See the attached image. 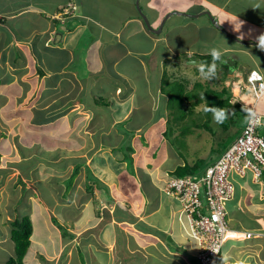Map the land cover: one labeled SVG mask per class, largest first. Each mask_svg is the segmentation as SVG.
Segmentation results:
<instances>
[{"label": "rangeland", "instance_id": "1", "mask_svg": "<svg viewBox=\"0 0 264 264\" xmlns=\"http://www.w3.org/2000/svg\"><path fill=\"white\" fill-rule=\"evenodd\" d=\"M2 1L5 2V0H0V9L5 5L1 3ZM17 1L18 0H8L5 6H12L9 9H13L17 7ZM70 1L74 2V0ZM86 1L93 4V0ZM99 1L100 0H96L94 3H98ZM164 1L165 0H142V3L143 5L144 3H150L153 6H158L164 3ZM87 2L84 3V5L88 6ZM183 5L185 4L181 0V2L175 4V7L181 8ZM251 6L253 8L255 7L254 4ZM256 6L258 9L263 8L261 12L264 14V5L262 6L259 2ZM186 20H194L196 29L191 30V28L193 29V23L189 26V24H186ZM205 22H207L205 16L193 19L180 14H173L169 17L163 34L170 35L172 44H174V42L176 43L178 35L185 37L186 41L187 38L191 39V36L195 38L199 36L200 39L206 38L207 40L209 37L211 38L212 34L219 38L218 33H213L212 30H204ZM0 23L4 24L1 21ZM8 23H10L8 26H12V28L9 27L7 30H4L0 27V45H3L5 41V33H9L10 36L13 35V37L11 36V40L7 43L8 47L2 50L0 46V75L3 74L0 78L4 79L5 77L8 79L4 83H0V95L2 96L0 98V133L2 132L0 134V200L2 202L0 205V217L2 216L3 219H8L7 222L3 224V228L0 227V235L3 233L4 228L8 229V232H10V222L15 217H29L34 227L33 238H35V240L39 237H42L41 239L48 238L49 236L47 235L49 234L54 238L58 231H60L61 234L66 232L67 235L72 238L76 237L75 240H77L75 245H73V243L71 244V247L74 246L75 253L70 257V264H88L86 253L82 252L85 251L87 243H89L88 247L97 246L95 243L99 241L103 244L102 238L106 236V233L103 232L101 240L99 238L101 231H103V227L98 225L100 221L106 220L108 222L115 221L118 223V226L115 228L118 231L122 230V233L125 232L126 235H128L123 236V241L126 240V237H132L129 236L132 232L131 230H128L127 227L119 226L122 224L125 225V221H129L127 218L129 214H133L134 211L135 213H145L147 210L146 207H153L152 209L160 208L163 206L164 197L172 198L166 195L162 188L159 191L156 185L165 182L167 176L170 175L169 172L173 171L177 165L183 164L184 162L192 164L198 158L204 160L202 164L204 166H202L197 173L178 177L201 174L210 163L208 161L216 157L214 156L215 154H212L211 147L220 148L221 145H218V143H224L223 138L226 132H222L219 129L220 127H217L213 121H210L208 124L209 129L212 131H205V128L203 129L201 127L202 123L206 121L205 114L202 113L204 99L193 107L192 113H187L182 119L179 117L180 114L177 113L178 108L169 107V103L166 100L167 97L170 98L169 94H164L166 97L162 99L159 90L160 85L163 84L164 90L167 91L173 81L182 77L184 80L187 78L191 79V81L200 80L201 83L209 84L210 88L220 90L223 81L218 79L220 74L216 77L217 81L204 80L200 77V74L197 75L199 73L197 70L193 71L185 67L182 63V59H168L162 63L160 67L153 65L151 66V73H154V75H150L146 73L145 64L141 63L145 58L132 54L125 60H120H123L125 63L123 69L134 77L131 79L132 85L130 83L126 84L127 86H125V90H123L122 85L125 84V82L120 79H123V77L119 76L120 78H117V83L118 86L121 87L116 95L121 93L120 99L122 100L121 102H124L125 96L127 94V97L130 95L129 90L133 89L134 86V91L132 93L135 95V100L133 99L131 104H137L139 108H132V106L129 105L128 110L125 112V108L128 105L123 103L125 106H121L125 108H121L120 112L116 115L111 111L110 114L107 112L108 114L106 115L105 112L101 110H107L103 106L100 107L101 109L97 110L96 106V108H89L75 101L73 105L68 104L65 109H61L64 120L57 125L58 129H56L54 133L53 131H49L47 122L43 120L44 117L41 121H33V118L36 108L39 109V107H41L42 113L44 112L43 108L50 106V102H57L58 98L63 95L61 91L67 93L65 94L66 97L72 95V89L69 87L70 85L68 86L70 80L65 78L66 75L61 73L58 74V68L61 65L60 62L65 59V55L56 53L54 50L51 52V48H53L54 45H50L51 48L48 49L47 56H43L46 58L44 61L47 60L45 63L46 65L37 67L39 63L36 65L35 61L28 55L27 50L30 51L29 53L32 51H34V53L39 52V54L41 52L45 53L47 46L44 45L45 48H41L42 42L38 39V36H36L35 30L45 28L47 19L31 11L27 12L24 18L16 15L9 19ZM109 23L112 25L116 24V22ZM171 24L179 25L176 31H171L169 29ZM27 34L29 36H25ZM226 43L231 44L232 42L230 40L229 42L226 41ZM199 44H201L200 41ZM108 45L109 43L103 46V49L107 50L109 48ZM161 45L165 46L164 43H161ZM180 46L185 48L187 45L182 43ZM158 52H161V48L158 49ZM223 57L225 59V56ZM14 59L17 60V62L12 65ZM35 59L37 60L38 56H36ZM127 62L132 64H126ZM223 63L228 62L223 61ZM238 66L240 67V63H238L236 67ZM45 67H48V69L46 70ZM232 67L233 66L230 67V70H232ZM246 67L249 69L251 66L246 65ZM41 68L45 70L44 75L38 73V69L41 70ZM102 68L101 71L104 76L100 78L97 88L95 87L97 83L90 85L89 103L91 105H94L91 99L92 93L93 96L97 94L102 96L103 101L108 104L109 95L112 93V91L109 92V90L114 89L112 82L113 75L108 73L107 67L102 66ZM249 71H251V69L245 73V76H247ZM258 71L264 77V68ZM113 72H116L114 67H112L111 74ZM156 72H158V77H156ZM15 80L20 81V85L9 86L7 89L10 90L9 93L11 95H8L3 87L14 83ZM214 82L216 83L215 85ZM56 85L60 88V91L57 93L53 88L54 86L56 87ZM148 87L150 91H147ZM52 90L53 93L51 95L50 91ZM149 92L154 99L151 100L148 98V100H146L147 93ZM249 93L251 94V92ZM250 94L243 95V98H248L247 96ZM257 94H259L258 91ZM49 95L52 96V100H48L50 97ZM72 99L74 100L75 97H72ZM191 103L186 102V104L190 105ZM253 104L254 102L252 105ZM262 104H264V97L260 99L259 107ZM182 110L184 111V108H182ZM5 112H10L6 113V115L9 116L8 118H3ZM51 113L52 112H48L46 114L48 116ZM37 115L38 114H36V116ZM28 117H30L29 120L25 122V119L27 120ZM166 120L170 122L167 123ZM118 121L120 122L116 125L115 122ZM114 124L115 127H113ZM1 126L5 128V130L1 128ZM243 127L244 126L236 133L235 138L241 134ZM167 128L169 133L165 138L162 132ZM125 130L127 132H125ZM128 131H130V133ZM97 132H99L98 135H100L99 139H102L104 144H110L112 141L108 135L112 133L117 135L116 139L118 141L116 146L118 150L114 152L115 155L110 152V155L106 156V154H108L107 149H99L101 145L97 143ZM214 134L215 136H213ZM51 143L53 144L52 147L56 144L58 146L60 145V147H66V149L72 150L70 152L71 154H66L68 152L64 151L61 156V154L58 153V157L61 158L57 159L58 162H55L56 164L51 163L50 165V163H46V165L40 163L41 165L39 164L37 168V162L34 160L35 155L48 158V155L52 153L49 154L46 153V151H48ZM136 143L140 144L142 147L137 146L134 148V152L131 153V161L130 158L124 159V156L128 154L126 146L132 145L134 147ZM34 161L36 163H34ZM76 163L80 164L81 168H79L77 174H73L75 177L72 185L74 186L70 188L71 180L69 177ZM49 166H52L53 170H51ZM87 167L89 169L92 168L91 172H94L92 176H96L100 180L98 181L93 178L91 179L92 182L90 181L92 185L95 186L93 189V197L87 187L86 191L83 192L85 188L82 186V178L85 176L84 179L87 180V178L91 176L90 171H87ZM106 168L110 170H106ZM50 170L53 173H50ZM39 172H41V178L39 175L37 176ZM113 173L118 174V177H114L115 175L112 176ZM51 174L53 175L50 176ZM160 175L164 177L160 178ZM238 181L244 184L239 185L234 183L232 198L226 202L228 225L234 228L237 233L242 234L245 238H249L245 243L253 242L261 236L257 234L259 233V229L256 227H259L258 225L264 218L261 217L259 213L257 214L254 208L259 207L256 206L260 204L258 202L259 193L264 195V181H254V183L253 178L251 177L250 179L249 175L240 177ZM237 185L240 188L239 190H235V186ZM256 185L260 186L259 190H257ZM99 186L104 188L101 189ZM73 189L74 193L77 192V190H81V196L79 197L78 194L77 198L80 199L81 205H87L81 212L75 210L78 208V204L71 197ZM159 193L160 198H158ZM253 199L256 205L252 207L251 204L253 202L251 200ZM174 201L177 204V209L173 210V219L175 221L172 223V232L174 230L175 234H172V236L168 234L166 242L168 245L174 247H177L178 241L182 244L188 242V244L194 245L195 240L189 235L188 222L181 213L179 203L175 199ZM70 207H74L75 209L71 211L68 209ZM112 209H114V211ZM88 212H90L89 219L91 221H89L86 216ZM31 213L34 215L33 218ZM98 214L99 216H97ZM52 216L55 217L54 220H50ZM64 217L65 221H63ZM43 220H46L48 224L46 228L44 227L45 225H43ZM58 224L63 226L61 230L57 231L50 227V225L56 227ZM247 233L250 234L248 235ZM72 234L74 236H71ZM132 235L138 237L136 232H133ZM235 236L236 235H232V237ZM241 239V237L236 239L231 238L228 241L226 238L223 248L215 260V264L221 262L220 259L222 255L225 254L227 258L228 252L230 251L229 248L232 245L236 246L235 249H237V251L234 249L235 254H240L241 252L239 249L242 248L240 247ZM123 241H119V249L121 250L120 255L123 253ZM11 242L12 241L9 240L3 244V246H1L2 244L0 245L3 251L7 253V255H5L7 259L14 254V246L13 244L11 245ZM51 247L52 246L49 245V248ZM196 249H198L197 244ZM194 254L195 253H193V255ZM63 256L65 257L64 254ZM1 257L2 255H0V258ZM7 259H0V264H6ZM135 259H137V257H135ZM39 260L41 261L40 263L38 262ZM43 261L48 263L46 258H42V260L37 259V261H33V264H43ZM96 262L97 261H94V263ZM139 262L141 261L133 260L132 263L143 264ZM28 264L32 263L29 262ZM97 264H101V262Z\"/></svg>", "mask_w": 264, "mask_h": 264}, {"label": "crops", "instance_id": "2", "mask_svg": "<svg viewBox=\"0 0 264 264\" xmlns=\"http://www.w3.org/2000/svg\"><path fill=\"white\" fill-rule=\"evenodd\" d=\"M7 1L8 0H5V2L2 1L1 3L3 5H7ZM95 1L96 0H93V4L87 2L86 0H74L75 3H72L70 1L71 3L69 4V6L71 5L72 9L70 10L69 8H65L64 12L69 11L68 14L72 15V10H75V14H73L72 16H75L76 18H66L61 16L62 12L59 11L60 7L63 4V1L61 0H18L17 7L9 9L12 6L7 7L4 5L0 9V19L4 17V21H1L4 22V24L0 23V27H2V29L4 30H7V28L9 27L12 28V26H8L10 25V23H8L9 19L15 17L16 15L24 18V15H26L27 12L33 11L47 19V24L45 23L46 27L43 29L35 30V34H37L36 36H38V39L42 42V47L46 45L47 48H49L51 47L50 45H54V51L57 50L58 53H62L65 55V59L60 62V68H62V70H60L58 74L61 73L66 75V79H68V76H70L71 78L74 77L76 81H74V79H71L70 87H73L72 83H74V85L78 88L73 95H71L70 97H66L63 100V95L67 93L61 91L63 95L58 98V101L56 99L57 102H50L49 107L53 109L56 116L62 117L61 109H65L68 104L73 105L75 101H77L79 104H83L85 107H97V110L101 109L100 107L103 106L107 110H101L105 112L106 115L108 114L107 112H109L110 114V111L116 115L118 112H120L121 108H125V105L123 103L128 105L125 108V112L128 110L129 105L132 106V108L138 109L139 106L137 104H131V101L133 99L135 100V95L132 93L134 91V86L133 89L129 90L130 95L128 97V94L125 96L124 102H121V93L119 95H116L117 92L120 91L121 87L118 86L117 83V78H120L119 76H122L123 79H120L125 82V84L122 85L123 90H125V86H127L126 84H131V79L134 78L129 74V72L123 69V67L125 66L123 60H125L132 54H134L135 56H143V58L145 59H143L141 63L145 64L144 66L146 69V73L154 75V73H151V66L154 65L156 67H160L161 64L168 59H182V63L185 67L195 71L190 67V65L192 64H189L187 61L197 60L194 59L195 56H197L198 54L210 53V50L213 48L218 49L223 53V56H225V59L223 58L224 61L228 63L233 62L231 64V66L233 65L232 70L227 72L225 78L221 77V70H218L217 76L218 74H220L218 79L223 81L221 87L227 88L232 95V99L241 102L245 106H248L250 102L252 104V102L258 99L256 103L257 108L260 113H262V115L264 114V104L259 107V101L264 96L258 98L257 89L248 80L249 73L252 70H262L264 68V55L256 46L258 45L259 37H264V14L261 12L263 8L258 9L256 5L260 2L263 6L264 0H182L185 5L181 6V8L175 7V4H178L179 2H181V0H165L164 3L158 6H153L150 3H144L143 5L142 0H139L140 8L147 16L151 26L155 29L158 28L160 22L168 14V12H171L173 10L187 14H200L202 11H209L213 18L216 19L228 33L236 38L234 39L224 35L220 30H218L211 24L210 19L206 14H202L200 16H205L207 20V22L204 23V30H212L213 33H218L219 38H217L216 35L212 34L211 38L209 37L207 40L206 38L200 39L199 36L197 38L191 36V39L187 38L186 41L185 37L178 35L176 43L174 42V44L171 43L172 40L169 34H163L165 25L167 24V21L169 20V17L171 15L168 16V18L163 22L161 30L158 33H153L148 30V28L144 24L142 17L137 12L135 5L136 0H100L98 3H94ZM86 2L88 6L84 5V3ZM252 4L255 5L254 8L251 6ZM74 21H76L77 24L73 28H69ZM109 22H116V24L112 25ZM192 23L193 29L191 28V30H194L196 29L194 20H186V24H189V26H191ZM178 26L179 25L177 24H171L169 26V29L171 31H176ZM11 36L13 37V35ZM11 36L9 33L4 34L5 41L3 42V45H0L2 50L8 47L7 43L11 40ZM25 36L29 35L27 34ZM17 37L23 38L21 36ZM230 40L232 42L231 44L226 43V41L229 42ZM149 41L152 43H150ZM199 41L201 42V44H199ZM245 42H252L253 45ZM108 43L109 48L107 50H104L103 46H106ZM161 43H164L165 46H162ZM182 43H185L187 46L185 48H182L180 46ZM86 44L87 47L84 49V46ZM160 48L161 52H158V49ZM63 51H66L68 54L64 53ZM27 52L30 51L27 50ZM179 53H184L185 56H179ZM121 59L123 60L120 61ZM238 63H240V67H236ZM126 64L132 63L127 62ZM200 64L201 62L194 65ZM246 65H249L251 67L248 69ZM102 66L107 67V71H109L108 73L110 75H113L112 82L114 89L109 90V92L112 91L108 98L110 103H106L105 106H96L95 104L91 105L89 103L90 85H94L97 83V85L95 86L97 88L100 78L104 76L101 71L103 69ZM112 67H114L116 70V72H113L114 74H111ZM250 69L251 71H249L247 73V76H245V73ZM155 74L156 77H158V72H156ZM2 75L3 74H1L0 76ZM197 75H199V73ZM214 79L217 81L216 78ZM7 80L8 79L5 77L4 79L0 78V83H4ZM16 81L17 80H15L14 82ZM12 84H8V86L3 87L5 91H8L9 89L7 88ZM215 84L216 83L214 82V85ZM205 85L209 84L205 83ZM53 88L56 93L60 91L58 85H56V87L54 86ZM251 89L254 92L253 95ZM147 91H150L149 87L147 88ZM249 92H251V94ZM50 93L52 95L53 90L50 91ZM150 94V92L147 93L146 100H148V98L151 100L154 99ZM245 94L250 95L247 96L248 98L245 97L244 99L243 95ZM51 95H49L50 97L48 98V100H52ZM72 97H75V99L73 100ZM121 105L124 106L122 107ZM119 122L120 121L115 122V124L117 125V123ZM115 124L113 127H115ZM98 133L99 132L96 133V137L98 138L97 143L98 145L102 146H100L99 149H107L108 154H106V156H109L111 151L108 147L103 146V141L102 139H99L100 135H98ZM259 133L264 136L263 124L259 129ZM52 145H50L48 151H46V153H52L48 155V158L35 155L34 160H36L37 163L35 161L34 163L37 164V168L40 163H50V165L51 163L56 164L55 162H58L57 159L61 158L58 157V153H60L61 156L64 151L68 152L66 154H71L70 152L72 150H68L66 149V147H60V145L58 146L56 144L52 147ZM50 169L53 170V167L51 166ZM51 170L50 173H53ZM106 170L110 169L106 168ZM40 173L41 172H39L37 176L39 175V177L41 178ZM52 175L53 174H51L50 176ZM56 175L62 176L59 174ZM112 176L118 177V174L113 173ZM84 177L82 178V186L83 188H85L83 192L86 191V180L84 179ZM163 177V175H160V178ZM251 177L252 175L250 174V179ZM93 178L97 177L95 176ZM97 180L100 181L98 178ZM238 180L239 178H233V183L235 182L239 185L244 184L242 182L240 183ZM260 180L264 181L262 175ZM90 181L92 182L91 179ZM94 184L97 186L96 183ZM73 186L74 185H71L70 188H73ZM94 187L95 186L93 185L92 192H90L92 197L94 195ZM259 187L260 186H257V190L260 189ZM99 188L103 189L104 187L102 188L101 186H99ZM71 194V197L75 202H77L78 208L75 209L74 207H70L68 209L71 211L75 209L78 212L83 211V208L85 209L87 205H81L80 199L77 198L78 194L79 197L81 196V190H77V192L74 193L73 189ZM158 198H160V193ZM251 201L253 202L251 204L252 207L253 205H256L254 204V199ZM163 202V206H159L160 208L152 209L153 207H146L147 210L145 213H135L134 211L133 214H129V216L127 217L129 221H125V225H119L127 227L128 230L132 231L129 235L132 237H126V240L124 241L123 236L128 235H126L125 232L122 233V230L118 231L115 228L118 226V223H116L115 221H100L98 225L100 227H103V231H101L99 238L101 240L103 232L106 233V236L102 238L104 242L103 244H101V242L99 241L95 243V245L97 246L88 247L89 243H87L85 251L82 252L86 253L88 264H97L98 262H101V264H133V260H139L141 261L139 263L143 264H198L196 262L197 259L194 257V255L188 254V251L196 249V243L194 244V246H192V244H188V242L182 244L178 241L177 247H174L168 245V243L166 242V237H168V234L169 236L175 234L174 230L172 232V223L173 221H175L173 219V210L177 209V204L174 199L167 197H164ZM258 202L260 204L256 206L259 207H255L254 210L255 212H257V214L259 213V215L264 218L263 194L261 195L259 193ZM1 204L2 202L0 200V205ZM112 210L114 211V209ZM32 214L33 213H31V216L33 218L34 215ZM89 214L90 212L86 213V216L88 220L91 221L89 219ZM97 216H99V214ZM53 218L55 217L52 216L50 220H53ZM7 220L8 219H3L2 216L0 217L1 228H3V224H5ZM63 221H65V217ZM42 222L43 225H45L44 227L46 228L48 226L46 220H43ZM258 226L259 227H256L257 229H259V233L257 234L261 236L253 242L245 243V241L249 238H245L244 236H242V234L239 233L233 232L232 234H228L226 237L228 241L231 238H242L240 240V247L242 248L239 249L241 253L235 254V251H237V249H235L236 246L232 245L229 248L230 251L228 252L227 258L225 257V254L222 255L220 259L221 262L218 264H264V219L263 221L261 220V223ZM50 227H52V229H56L57 231L60 230L59 224L56 225V227L54 225H50ZM32 228V245L25 255L26 264H28L29 262L33 264V261H37V259L42 260V258H46L48 260V263L43 261V264H70V257H72L75 253L74 246L71 247V244L73 243V245H75L77 243V240H75L76 237L72 238L67 234L63 235L60 233V231H58L54 238L48 233V238L41 239L42 237H39L37 238V240H35V238H33L34 227L32 226ZM133 232H136V234H138V237H134L132 235ZM8 233V229L4 228L3 233H1L2 236L0 235V245L2 244L1 246H3V244L10 240ZM232 235L236 236L232 237ZM71 236L74 235L72 234ZM120 240L123 241L124 245L122 255H120L121 250L119 249ZM12 244L13 242H11V245ZM49 245L52 247L49 248ZM63 254L65 255V257L63 256ZM0 255H2L0 259H7L5 257L7 253L3 251L1 247ZM135 257H137V259H135ZM94 261L97 262L94 263ZM38 262L40 263L41 261L39 260Z\"/></svg>", "mask_w": 264, "mask_h": 264}, {"label": "built area", "instance_id": "3", "mask_svg": "<svg viewBox=\"0 0 264 264\" xmlns=\"http://www.w3.org/2000/svg\"><path fill=\"white\" fill-rule=\"evenodd\" d=\"M249 80L255 82L260 94L264 93L262 76L252 71ZM249 111H256L254 105ZM259 124L247 122L241 134L229 142L224 150L195 176L165 179L162 190L174 198L180 206L195 240L198 264H215L228 234L237 231L228 225L226 202L232 198L234 177L259 180L264 170V138L258 134ZM248 235L250 233H247Z\"/></svg>", "mask_w": 264, "mask_h": 264}, {"label": "trees", "instance_id": "4", "mask_svg": "<svg viewBox=\"0 0 264 264\" xmlns=\"http://www.w3.org/2000/svg\"><path fill=\"white\" fill-rule=\"evenodd\" d=\"M61 1H63V4L59 9V11L62 12L61 16L66 17V18H69V17L74 18L75 16H72V15L75 14V10H72L73 11L72 15L68 14L69 11L64 12L65 8H69L70 10L72 9L71 5L69 6V4L71 3L70 0H61ZM72 3H74V2H72ZM0 21H4V17L1 18ZM76 24H77L76 21L72 22V24L69 28H73ZM86 47H87V44L84 46V49ZM41 48L43 49V47H41ZM50 48L51 47L46 48L45 53L41 52L39 54V52L34 53V51H32L31 53L28 52V55H30L31 56L30 58H32L35 61L36 65H37V63H39V66H37V67H42V66L46 65L45 63L47 62V60L44 61L46 58L43 56H47L48 49H50ZM84 49H83V51H84ZM53 50L54 49L51 48V52ZM55 52L58 53L57 50H55ZM63 52L66 53V51H63ZM36 56H38L37 60L35 59ZM179 56H185V54L181 53V55L179 54ZM223 58L224 57L222 56V59ZM194 59L200 60V62H201L200 65H194V64L190 65V67L193 68L194 70H197V72H199L198 69L202 64L207 66V65H211V63L213 62L212 56L210 55V53L198 54L197 56H195ZM221 61L222 62H218V61L216 62L217 73H218V70H221V74H222L221 77L225 78L227 72L230 71V66L233 62L223 63L224 60H221ZM15 62H17V60L14 59L12 65L16 64ZM45 69L47 70L48 67H45ZM60 70H62V68L59 67L58 72ZM44 71L45 70L42 68H41V70L38 69V73L40 75H44V73H45ZM67 78L69 80L74 79V81H76L74 77L71 78L70 76H68ZM213 80H215V79H213ZM70 84L71 83H69L68 86ZM72 84H73V87L72 86L71 87L69 86V87L72 89V95H73L78 88L74 85V83H72ZM12 85H14V86L20 85V81H16ZM0 87H1V84H0ZM160 92H161L162 99H163V97L164 98L166 97L164 94H169L170 98H168V97L166 98V100L169 103L168 104L169 107L170 108H178L177 113L180 114V116L179 115L178 116L181 117L182 119L184 118V116L187 113H192L193 107L196 106V104L200 103L204 99V107H203L202 113L205 114V117H206L205 120L206 121H204L202 123L201 127L203 129L205 128L204 129L205 131L210 132L212 130L209 129L208 124L210 121H213L217 125V127H220L219 129L222 132H226V135L223 138L224 143L223 144L221 142L218 143V145H221V147L220 148H213V146L211 147V152H212V154H215L214 156H216V157L224 150V148H226L227 144L235 138L236 133L239 132L241 127L246 124L247 111H249V110L246 107H244L239 101L233 100L232 95L227 88L223 87L220 90H214V89L210 88L209 85H205L204 83H201L200 81H196V80L191 81V79H189V78L184 80L181 77V78H178L175 81H173L170 84L169 90H167V91L164 90L163 84H161L160 85ZM6 93L9 95L10 94L9 90L6 91ZM1 97L2 96L0 95V98ZM65 98H66V96L64 95L62 100ZM91 99H92L93 104H95L96 106H100V105L105 106V104H106V102L103 101L102 96H99V94H97L96 96H93V93H92ZM98 100H99V102H98ZM186 102H188V103L192 102V103L190 105V104H186ZM208 107H216V108H222V109L228 110L230 113L229 118L223 124L216 123V121L213 118L212 112L211 111H208V112L205 111V109ZM182 108H184V111L182 110ZM43 110H44V112L41 113V107H39V109L36 108L33 121H38V120L41 121L42 118L44 117L43 120H45L47 122V126H48L49 131H53L55 133V130L58 129L57 125L62 123L64 118L56 116L54 114L53 109L49 106L46 108H43ZM174 110H176V109H174ZM179 110H182V111H179ZM48 112H52V113L47 116L46 113H48ZM6 113H10V112H5V114L3 115V118L9 117L8 115H6ZM36 114H38V115L36 116ZM29 118L30 117H28L27 120L25 119V122L28 121ZM166 122H167V120H166ZM169 122L170 121L168 120L167 123H169ZM1 128H3V127L1 126ZM3 129L5 130V128H3ZM125 132H127V131L125 130ZM128 132L130 133V131H128ZM168 133H169V130L167 128L166 130H164L162 132L163 137L166 138V135ZM227 133H229V134H227ZM108 136L112 141L110 144H108V143L104 144L103 143V146L108 147L110 149L111 153L115 155L114 152L118 150L117 149L118 147L116 146V143L118 141L116 139L117 135L112 133ZM213 136H215V134ZM51 145H52V143H51ZM131 146H126V151L128 152V154H126L124 156V159L130 158V161L132 160L131 153L134 152V148L137 146L142 147L140 144H137V143L134 144V147L133 146L131 147ZM216 157L211 158L208 162H210V163L213 162V160H215ZM203 162H204V160L202 158L196 159L192 164L184 162L183 164L177 165L176 168L173 169V171L169 172V174L172 176L194 175L195 173L198 172V170H200L202 168V166H204V165H202ZM79 168H81L80 164L76 163L74 166L73 172H72L71 176L69 177V179L71 180L70 187H71V185L73 183V179L75 177L73 174H77ZM87 171H90L91 176H89L86 180V187L88 190H90V192H92V186L93 185L91 184L90 179H93V176H92L91 169L88 168ZM247 175L250 176V174H247ZM262 178L264 180V170L262 171ZM95 179H97V178H95ZM164 184H165L164 182H161V183H158V185H156V187L159 189V191L164 186ZM239 189L240 188L238 185L235 186V190H239ZM53 220H54V218H53ZM62 227L63 226L59 224L60 230ZM32 230H33L32 223H31V220L29 219V217H22V218L16 217L14 220H12L10 222L9 237H10V240L13 242L14 254L12 256H10V258L6 261V264H26L25 263V255L32 245V240H31ZM64 234H67V233L65 232ZM192 246H194V245H192ZM193 253L196 254V249H194L192 251L191 250L188 251L189 255H193Z\"/></svg>", "mask_w": 264, "mask_h": 264}, {"label": "clouds", "instance_id": "5", "mask_svg": "<svg viewBox=\"0 0 264 264\" xmlns=\"http://www.w3.org/2000/svg\"><path fill=\"white\" fill-rule=\"evenodd\" d=\"M258 46L261 48V49H264V37H259V40H258ZM210 55L212 56V63H211V65H201L200 67H199V69H198V71H199V74H200V77H202L204 80H212V79H214V78H216V76H217V66H216V62L217 61H221L222 60V56H223V53L220 51V50H218V49H215V48H213V49H211L210 50ZM252 71H255V72H257V73H259L261 76H262V79H264V77H263V75L258 71V70H252ZM251 71V72H252ZM250 74V73H249ZM249 80V79H248ZM249 82L256 88V86H255V82H251L250 80H249ZM257 89V88H256ZM258 91V90H257ZM259 93V92H258ZM258 95V98H260V97H262V96H264V93L263 94H257ZM258 100V99H257ZM257 100L256 101H254V107H255V109H256V111H257V113L260 115V117H261V123L263 124V126H264V120H263V115H262V113H260V111L258 110V108H257ZM241 103V102H240ZM253 103V102H252ZM242 104V103H241ZM244 107H246L248 110L250 109V107L251 106H253L252 104H250L249 106H245L244 104H242ZM205 111L206 112H208V111H211L212 112V114H213V118H214V120L216 121V123H218V124H223L228 118H229V115H230V113H229V111L228 110H226V109H222V108H216V107H208V108H206L205 109ZM257 113L255 112V111H247V117H248V120L250 121V122H254V123H257V124H259L260 123V121L257 119ZM262 127V125H260V127H259V129ZM259 129H258V134L259 135H261L260 133H259ZM261 136H263V135H261ZM263 138H264V136H263ZM263 171V170H262ZM168 174V173H167ZM248 174H250V173H248ZM170 176H172V175H170ZM176 177H178V176H176ZM235 178V177H234ZM237 179L238 178H240V177H236ZM260 180H258V181H256V182H259ZM235 183V182H234ZM255 183V182H254ZM196 255V254H195ZM194 255V256H195ZM195 258H196V256H195ZM197 259V258H196ZM198 262V261H197Z\"/></svg>", "mask_w": 264, "mask_h": 264}, {"label": "water", "instance_id": "6", "mask_svg": "<svg viewBox=\"0 0 264 264\" xmlns=\"http://www.w3.org/2000/svg\"><path fill=\"white\" fill-rule=\"evenodd\" d=\"M135 5H136V10H137V12L139 13V15L142 17L145 26L148 28V30H150V31L153 32V33H158V32L161 30V27H162V25H163V22L168 18V16H170V15H172V14H182V15H186V16H189V17H193V18L198 17V16H200V15H202V14H206V15L209 17L211 24H212L215 28H217L218 30H220L224 35L229 36V37H231V38H234L230 33H228V32H227V31H226V30H225V29H224V28L218 23V21H217L216 19L213 18V16L211 15V13H210L209 11H202L200 14H187V13H180V12H177V11L173 10V11H171V12H168V14H167V15L162 19V21L160 22L158 28L155 29V28H153V27L151 26V24H150V22H149L147 16L144 14V12L142 11V9L140 8V6H139V0H136ZM234 39H236V38H234ZM245 43H249V42H245ZM249 44H252V45H253L252 42H250ZM256 46L261 50V52H262L263 55H264V50L261 49L258 45H256ZM187 62H188L189 64H199L200 61H199V60H189V61H187Z\"/></svg>", "mask_w": 264, "mask_h": 264}, {"label": "bare ground", "instance_id": "7", "mask_svg": "<svg viewBox=\"0 0 264 264\" xmlns=\"http://www.w3.org/2000/svg\"><path fill=\"white\" fill-rule=\"evenodd\" d=\"M251 91H252V95H253L254 92H253L252 89H251ZM250 104H251V102H250ZM250 104H248V106H249ZM261 125H262V123H261ZM261 175H262V172H261V174H260L259 180H260V178H261ZM170 178H173V176L168 175V176H167V179H170Z\"/></svg>", "mask_w": 264, "mask_h": 264}]
</instances>
